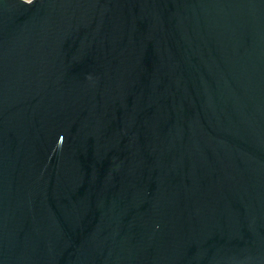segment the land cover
Masks as SVG:
<instances>
[{"label":"water","instance_id":"water-1","mask_svg":"<svg viewBox=\"0 0 264 264\" xmlns=\"http://www.w3.org/2000/svg\"><path fill=\"white\" fill-rule=\"evenodd\" d=\"M0 264H264V0H0Z\"/></svg>","mask_w":264,"mask_h":264},{"label":"built area","instance_id":"built-area-1","mask_svg":"<svg viewBox=\"0 0 264 264\" xmlns=\"http://www.w3.org/2000/svg\"><path fill=\"white\" fill-rule=\"evenodd\" d=\"M24 1H29V0H24Z\"/></svg>","mask_w":264,"mask_h":264}]
</instances>
